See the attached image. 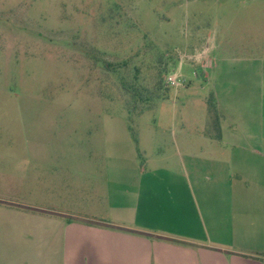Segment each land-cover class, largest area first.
<instances>
[{
    "label": "rangeland",
    "instance_id": "374dc122",
    "mask_svg": "<svg viewBox=\"0 0 264 264\" xmlns=\"http://www.w3.org/2000/svg\"><path fill=\"white\" fill-rule=\"evenodd\" d=\"M222 113L261 149L264 0H0V264H99L106 142L159 170Z\"/></svg>",
    "mask_w": 264,
    "mask_h": 264
},
{
    "label": "crops",
    "instance_id": "0c3cea01",
    "mask_svg": "<svg viewBox=\"0 0 264 264\" xmlns=\"http://www.w3.org/2000/svg\"><path fill=\"white\" fill-rule=\"evenodd\" d=\"M223 116L210 138L188 139L185 125L174 126L175 162L159 170L126 132L106 142L110 210L95 229L99 264H264V142L246 145ZM57 244L36 256L40 264H61Z\"/></svg>",
    "mask_w": 264,
    "mask_h": 264
},
{
    "label": "built area",
    "instance_id": "2783aa9c",
    "mask_svg": "<svg viewBox=\"0 0 264 264\" xmlns=\"http://www.w3.org/2000/svg\"><path fill=\"white\" fill-rule=\"evenodd\" d=\"M169 84L172 85L173 87H181L184 85V82L181 81L180 78H174V77H171L169 78Z\"/></svg>",
    "mask_w": 264,
    "mask_h": 264
},
{
    "label": "trees",
    "instance_id": "16d2710c",
    "mask_svg": "<svg viewBox=\"0 0 264 264\" xmlns=\"http://www.w3.org/2000/svg\"><path fill=\"white\" fill-rule=\"evenodd\" d=\"M135 141L137 142V140L135 139Z\"/></svg>",
    "mask_w": 264,
    "mask_h": 264
}]
</instances>
